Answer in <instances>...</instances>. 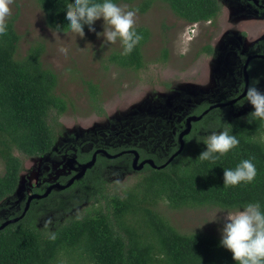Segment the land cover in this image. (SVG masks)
Segmentation results:
<instances>
[{
	"label": "rangeland",
	"instance_id": "obj_1",
	"mask_svg": "<svg viewBox=\"0 0 264 264\" xmlns=\"http://www.w3.org/2000/svg\"><path fill=\"white\" fill-rule=\"evenodd\" d=\"M220 2L214 22H186L162 1L138 11L136 25L147 26L151 36L143 46L146 64L134 70L109 61L120 43L103 44V37H97L96 32L103 30V18L95 21V32L87 27L80 37L70 30L60 32L46 26L35 0H12L10 16H16L14 25L20 35L17 55L25 54L31 44L43 43L42 63L56 72V92L65 98L67 108L57 117L62 130L49 153L26 156L15 151L22 157L23 169L16 192L0 201V218L6 220L23 207L28 210L33 198L30 195L42 197L33 191L41 187L49 189L52 196L34 201L33 215L40 228L51 230L93 208L106 209L110 206L107 196L123 195L136 180L137 168L133 165L134 152L129 151L133 153L130 164L116 160L120 154H105L113 162H96L98 152L126 145L143 147L161 157L179 142L185 127L177 129L178 123L183 120L185 126L198 104L235 99L244 89L246 58L257 52L264 54V0ZM119 3L129 8L134 5ZM207 44L211 51L203 50ZM163 46L168 50L166 58L162 56ZM62 48L68 50L66 56L60 54ZM247 70L249 83L258 79L257 87L264 91V58L251 59ZM87 81L97 85V99L104 113L94 107ZM238 103L212 108L208 118L230 119L253 109L247 101L242 106ZM88 152L92 156L95 153V159L88 160L94 166L79 173L82 165H77L75 158ZM3 171L0 159V175ZM54 188L57 191H52ZM65 188L60 193L59 189ZM156 207L181 232L220 236L223 208L210 204L174 208L165 201Z\"/></svg>",
	"mask_w": 264,
	"mask_h": 264
},
{
	"label": "trees",
	"instance_id": "obj_2",
	"mask_svg": "<svg viewBox=\"0 0 264 264\" xmlns=\"http://www.w3.org/2000/svg\"><path fill=\"white\" fill-rule=\"evenodd\" d=\"M35 1L43 12L46 26L68 31L64 25L65 9L72 0ZM154 1L165 2L189 23L214 22L221 10L220 0H116L132 3V8L140 12L150 8ZM15 17L7 18L8 30L0 35V159L4 164L0 175V201L11 197L19 185L23 161L15 151L26 156L49 153L62 130L57 117L67 108L65 98L56 92V72L42 63L43 43L31 44L25 54L17 55L20 35L15 29ZM136 27L143 39L128 55H121L120 45L109 56L110 62L134 70L145 66L143 46L151 32L145 25ZM204 49L211 51L209 44ZM167 51L163 46V58ZM87 86L94 107L104 113L98 103L97 85L87 81ZM209 105L200 103L191 114H202ZM251 111L253 109L230 119L222 116L210 119L209 113H204L201 118L192 120L190 130L182 137L181 150L169 161V156L180 147L177 141L161 157L143 147L105 148L113 154L122 151L116 160L128 164L133 156L129 151L133 149L138 152L137 163L148 158L156 165L166 163L153 167L145 162L135 169L136 180L123 195L107 196L111 209L109 205L106 209L93 208L51 230L37 226L33 211L34 201H44L52 193L33 197L30 208L22 216L0 228V264H237L231 252L219 245L220 236L181 232L156 206L165 201L174 208L210 204L232 210L233 206L259 201L264 208V120L248 115ZM177 126V129L185 127L183 120ZM224 128L236 134L240 143L217 160L199 159L200 152L206 149L203 142L206 134ZM176 135L178 139V132ZM96 155V162L102 159L113 162L102 152ZM91 157L90 152L80 153L75 161L83 164ZM244 158H252L256 165L254 180L224 186L223 168L235 167ZM59 190L63 193L66 188ZM33 191L45 192L42 187ZM23 210L24 207L8 219L19 216ZM4 220L0 218V224ZM51 232H55V239L50 238Z\"/></svg>",
	"mask_w": 264,
	"mask_h": 264
},
{
	"label": "clouds",
	"instance_id": "obj_3",
	"mask_svg": "<svg viewBox=\"0 0 264 264\" xmlns=\"http://www.w3.org/2000/svg\"><path fill=\"white\" fill-rule=\"evenodd\" d=\"M11 2L12 0H0V35L8 30L7 18L11 14ZM65 11L64 25L80 37L85 34V25L89 31L95 32V21L103 18V30L96 32V35L103 37V44L119 41L121 55L130 54L143 39L136 27L138 9L129 8L116 0H72ZM60 54L66 56L68 50L62 48ZM257 84L258 79L248 84L244 100L237 106H242L245 101L249 102L253 111L248 115L264 120V91ZM203 142L206 149L198 156L201 160H217L240 143L237 135L230 134L227 128L211 131ZM256 173L257 168L252 158L241 159L235 167L223 168V185L251 182ZM214 220L216 219L210 221ZM219 232V245L231 252L232 259L237 264H264V208L259 201L233 206L232 210L225 209ZM50 238L55 239V232L50 233Z\"/></svg>",
	"mask_w": 264,
	"mask_h": 264
},
{
	"label": "water",
	"instance_id": "obj_4",
	"mask_svg": "<svg viewBox=\"0 0 264 264\" xmlns=\"http://www.w3.org/2000/svg\"><path fill=\"white\" fill-rule=\"evenodd\" d=\"M257 57H259V58H264V54L254 53V54H250V55H248V57L246 58V61H245L244 66H243V72H244V77H245V85H244V89H243V91H242L237 97H235V99H232V100H229V101H222V102H218V103H214V104L209 105V107L206 108V109L202 112V114L207 113V112H208L210 109H212V108H215V107H218V106H224V105H227V104L233 103L234 101H236V100H238V99H240L241 97L244 96L245 91H246V88H247V86H248V84H249V73H248V70H247V66H248V63H249V61H250L251 59H253V58H257ZM202 114H199V115H192V116H189V117H188V119H187V123H186V125H185V128L183 129L182 132L179 133V143H180V147H179L175 152H173V153L169 156V158L167 159V161L171 160V159H172V158H173V157H174V156H175V155L181 150V148H182V146H183V139H182V137H183L184 134H186V133L190 130L191 121H192V120H196V119L201 118ZM101 152H103L104 154H106L108 157H115V156H117V155L120 154V152H118V153H114V154H113V153H109V152H107L105 149H104V150H101ZM131 152H134V156H135V158H134V161H133V163H134L133 165L135 166V168H139V167H141V166L143 165V163H145V162L150 163L153 167H162V166H164L165 163H166V162H165V163H162V164H160V165H156V164L153 162V160H152L151 158L144 159V160L141 161L140 163H137L138 152H137L136 150H131ZM94 159H95V153L93 154L91 160H94ZM93 163H94L93 161H91V162L86 161V162L83 163V164H79L80 166L82 165V169H81V171H80L79 173H82V172L86 169L87 166H90V165H92ZM79 173H77V174H79ZM77 176H78V175H77ZM71 181H72V179H71L70 181H68V182L65 184V186H68V185L71 183ZM57 188H59V185L57 186ZM48 192H49V189H47L44 193H42V196H45ZM34 196H39V195H35V194H33V195H30V198H32V197H34ZM28 202H29V201H28ZM28 202H27V203H28ZM25 210H26V208H24L23 212H22L19 216H17V217H13V218H10V219H7V220L3 221V222L0 224V228L4 227L6 224H8V223L11 222V221H14V220L18 219L20 216L23 215V213L25 212Z\"/></svg>",
	"mask_w": 264,
	"mask_h": 264
},
{
	"label": "flooded vegetation",
	"instance_id": "obj_5",
	"mask_svg": "<svg viewBox=\"0 0 264 264\" xmlns=\"http://www.w3.org/2000/svg\"><path fill=\"white\" fill-rule=\"evenodd\" d=\"M234 99V98H233ZM211 105V104H210ZM99 153V152H98ZM103 153V152H102ZM104 154V153H103ZM77 157V156H76ZM76 160V158H75ZM77 165H79L81 162L75 161ZM80 166V165H79Z\"/></svg>",
	"mask_w": 264,
	"mask_h": 264
}]
</instances>
